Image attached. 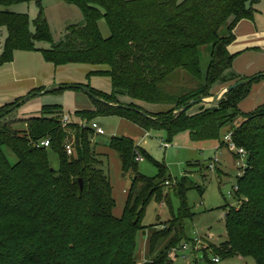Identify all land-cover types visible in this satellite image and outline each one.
Here are the masks:
<instances>
[{"label":"trees","instance_id":"16d2710c","mask_svg":"<svg viewBox=\"0 0 264 264\" xmlns=\"http://www.w3.org/2000/svg\"><path fill=\"white\" fill-rule=\"evenodd\" d=\"M30 2L0 0L4 7L0 10V66L12 63L17 51L40 52L57 67L108 66L110 71L93 72L88 79L110 77L112 92L106 94L90 84L62 86L60 93L86 87L103 101L93 99L95 111L69 115L82 122L73 121L67 127L59 105L44 106L41 116L27 120L22 132L13 128L19 121L0 120V264H140L138 240L149 229L143 224L147 207L154 198L160 203L168 199L165 188L173 179L166 178L167 168L134 139L114 137L110 148L119 154L123 171L134 174L123 214L117 217L111 179L92 143L95 130L90 125L98 117H120L147 132L162 129L170 141L189 133L195 144L213 141L222 149L228 147L224 137L232 133L237 147L247 152L248 167L237 185V198L244 202L238 208L227 204L228 241L213 251L221 259L251 257L264 264V104L250 113L241 109L264 76L237 74L238 55L229 50L236 40L235 29L240 22L255 19L261 0H64L80 11L82 20L68 25L60 37L42 2L33 21L29 14L12 10L14 5ZM103 20L110 31L108 38L100 28ZM204 49L210 56L205 71ZM184 75L197 87L172 91L173 80ZM243 80L251 81L227 93L218 105L199 104L197 114L191 112L194 107L181 112L191 102L213 97ZM26 98L0 108V116ZM108 103L143 111L154 120ZM145 104L166 109L151 112ZM239 117L244 120L238 126L234 123ZM47 139L50 147H39ZM6 149L17 156V164H11ZM50 149L59 155V171L50 164ZM139 155L160 169L157 178L138 173ZM190 189L202 195L205 191L187 173L175 189L182 202L179 216L165 227L150 229L151 251L158 256L142 264H172V251L191 243L185 225L195 216L187 203ZM208 251H204L205 259Z\"/></svg>","mask_w":264,"mask_h":264},{"label":"rangeland","instance_id":"374dc122","mask_svg":"<svg viewBox=\"0 0 264 264\" xmlns=\"http://www.w3.org/2000/svg\"><path fill=\"white\" fill-rule=\"evenodd\" d=\"M62 1L63 0H32L30 3L14 5L12 10L22 14H29L33 21L38 17L41 10L38 2H42L46 13L48 12L49 14V21L55 35L60 37L61 30L75 23L72 21L69 22V20L74 17L62 7ZM3 9L4 7L0 5V10ZM202 54V65L205 71L209 64L210 56L206 49L203 50ZM196 87L197 85L195 82L184 75V78L180 77L179 79L173 80L171 90L180 91L186 88V91L189 92ZM49 88H52L51 92L29 99L27 102L23 103L21 107L11 113L10 117H6L7 121H19L18 123H13V128L15 130L24 131L27 127L25 122L29 119L40 117L43 107L46 105H59L66 115H71L76 112V100L80 97L77 96V91L69 89L60 93L58 90L56 91V89H53V87H48L44 92ZM82 92L86 94L83 90L78 93ZM256 95L257 92L256 94L252 93L242 102L241 107L245 112H251L256 109ZM87 96L90 97L89 95ZM260 99H262V97H260ZM200 105L198 104L192 108V114L200 112ZM143 107L151 112H158L159 110H164V108L166 109V107L162 109L146 104ZM70 118L72 121L82 122L79 118L75 119L72 116H70ZM243 120L242 117H239L234 124L239 126L242 124ZM93 122L97 123L106 133L105 135L95 134L92 143L95 151L99 154V160L103 164L102 168L111 179L113 196L117 202V208L115 209V215L117 217L123 214L125 202L133 184L134 174L132 172L126 173L123 171L119 154L110 148L111 140L114 137L128 136L136 140L138 146L142 150L149 154L159 164L167 168L166 178L173 179L170 185L165 188V195L168 196V199L160 203L154 198L147 207L143 224L149 229L143 231L139 235L138 240V259L140 264L153 260L158 256L156 253L152 254L151 251L150 239L152 233L150 229L157 225H164L163 227H165L174 216H179L182 202L180 197L176 194L175 189L176 185L187 175L186 173H189V177L197 186L205 188L203 195L198 189H190L187 192L188 207L195 216L191 220L187 219L185 221L186 232L190 238H194L197 235L205 239V242L209 244L210 251H208V259L204 258V250H201L197 254L189 252L187 254L188 260H184L182 254L178 253V257L175 259L170 256V259H174L172 264H257L255 259L251 257L242 258L238 256L222 258L220 263H214V259L217 257L213 251L214 248L216 247L215 250L218 248L220 249L228 241L225 220L227 204L235 207L237 201L229 196V193H233L238 185L240 173V169L237 165L238 159L236 160L234 156L237 154L236 151H232L228 147L218 150L216 146H214L216 143L213 141L195 144L191 141L189 133L179 134L173 138V141H170L168 132L162 129H153L150 131V135L146 136L145 134L147 131L120 117H98ZM228 130L226 129L224 132ZM167 144L170 145L168 148ZM6 155L12 165L18 163L17 156L10 149H6ZM48 156L52 168L59 171L61 167L59 155L54 150L50 149L48 151ZM216 158L219 159V164L217 166L220 172L218 170L212 171L210 168L206 169ZM190 163L192 166H188ZM138 173L149 179H153L160 175V169L151 160L144 157V161H138ZM213 237H215L216 240H214ZM163 247L164 245L158 249V252L161 251Z\"/></svg>","mask_w":264,"mask_h":264},{"label":"crops","instance_id":"0c3cea01","mask_svg":"<svg viewBox=\"0 0 264 264\" xmlns=\"http://www.w3.org/2000/svg\"><path fill=\"white\" fill-rule=\"evenodd\" d=\"M62 4V7L74 17L69 22H81L82 15L76 7L67 5L64 0ZM256 7L255 19L253 21L244 20L239 23L235 29L236 40L229 47L232 54L238 55L234 62V70L237 74L248 78L264 73V0H261ZM46 14L49 19L48 12ZM100 28L103 36L108 38L110 31L104 20L100 22ZM63 31L61 30V33ZM108 71H110L108 66L87 64H69L57 67L47 62L40 52L17 51L12 63L0 66V108L11 105L19 99L26 98L30 93L44 92L48 87H53L57 91L65 85L90 84L93 89L110 94L112 92V80L110 77L92 76L90 80L88 79V76L93 72ZM75 91H77V96H80L76 100L75 111H95L93 99L83 92L78 93L81 91ZM256 92L255 106L258 109L264 104V83L261 82L258 85H254L252 93L256 94ZM242 111L245 112L243 109ZM25 125L27 124L25 123ZM145 135L149 136L150 132ZM214 146L219 147L220 145L217 143ZM213 239L216 240L215 237Z\"/></svg>","mask_w":264,"mask_h":264},{"label":"built area","instance_id":"2783aa9c","mask_svg":"<svg viewBox=\"0 0 264 264\" xmlns=\"http://www.w3.org/2000/svg\"><path fill=\"white\" fill-rule=\"evenodd\" d=\"M72 122L73 121L71 120L70 116L66 115L64 117V120H63V126L67 127ZM90 127L95 130V134L96 135H105L106 134L105 131L97 123L91 124ZM224 143L228 144V147H229L230 150L237 152L236 156L239 157L237 165H238V167L240 169L239 177L243 176L245 174V171H246L247 167H248V164H247V152L245 151V149L237 147V145L233 141V134L232 133H230V134H228V135H226L224 137ZM50 145H51L50 144V140L47 139V140L42 141L40 143L39 147L49 148ZM169 146L170 145L167 144V148ZM220 147L221 146L216 147V149L221 150ZM66 150H67L69 155L73 154V148H72L71 145H68L66 147ZM138 161H140V162L144 161V157L139 155ZM218 164H219V159L216 158L210 164V170L215 171L216 170V166ZM169 185H170V182H167V186H169ZM239 189H240L239 186H237L233 193L232 192L229 193L230 197H233L234 199L237 200L236 201V206H235L236 208L240 207L242 205V203L244 202L243 198H239V199L237 198V193H238ZM245 201H246V199H245ZM201 250H204V251L210 250V247H209V244L205 242V239H203L202 237L196 235L194 238H192L191 243L190 242H186V243L183 244L182 248H180L179 250L178 249H174L172 251V253H171V256L175 259V258L178 257V253H181L183 259L184 260H188L187 254L189 252L197 254ZM220 262H221V258L220 257H215L214 263H220Z\"/></svg>","mask_w":264,"mask_h":264},{"label":"water","instance_id":"95a60500","mask_svg":"<svg viewBox=\"0 0 264 264\" xmlns=\"http://www.w3.org/2000/svg\"><path fill=\"white\" fill-rule=\"evenodd\" d=\"M261 76H264V74L260 75L259 77H261ZM250 81H251V80H243V81H240V82L237 83V84H234V85H232V86H229V87H226V88L222 89L218 94H216V95L213 96V97H207V98H202V99H200V100L193 101V102H191V103L189 104V106L184 107V108L182 109L181 112L187 111L189 108L194 107V106H196V105H198V104H204V105H218V104L224 99V97H225V95H226L227 93H230V92L236 90L237 88H239V87H241V86H244V85L248 84ZM59 89H61V87H60ZM82 90H83L87 95H89L92 99L97 100V101H99V102H103L101 99H99V98H97L96 96H94V95L91 93V90H90V89L84 87V88H82ZM51 91H52V88H49L46 92L34 93L33 95L28 96V97L23 101V103L27 102L29 99L33 98L34 96H37V95H44V94H47V93H49V92H51ZM23 103H20V104L14 106L13 108H11V109L9 110V112H7V113L3 114L2 116H0V120H2L3 118L7 117L9 114L13 113L17 108L21 107V105H22ZM108 104H109V103H108ZM109 105L112 106V107H118V108H123V109H130V110H133V111L139 113L140 115L144 116V117L147 118V119L154 120L152 117H150L148 114H146V113L143 112V111H140V110H137V109H133V108H130V107L125 106V105H123V106H121V105H113V104H109ZM80 184H81V189H83V181H80ZM144 234H145V232H144Z\"/></svg>","mask_w":264,"mask_h":264}]
</instances>
